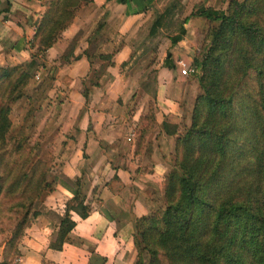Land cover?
<instances>
[{"label": "trees", "instance_id": "obj_1", "mask_svg": "<svg viewBox=\"0 0 264 264\" xmlns=\"http://www.w3.org/2000/svg\"><path fill=\"white\" fill-rule=\"evenodd\" d=\"M87 1L41 0L44 10L29 42L30 58L0 64V221L8 219L0 232L12 231L0 264L22 255L18 244L35 200L51 185L50 163L30 158L18 146L6 149L4 140L17 132L10 104L22 96L36 53L48 52ZM192 16L218 24L207 52L195 59L201 91L190 125L175 139L174 164L162 181L164 207L134 219L135 264H142V250L147 264H264V0H229L226 9L200 5L169 35L172 44L182 39ZM163 18L164 12L154 17L150 34L162 28ZM170 57L167 50L165 59ZM39 65L48 67L46 60ZM163 124L168 133L177 132L168 129L172 123ZM106 185L116 192L123 182L113 176ZM69 190L73 204L66 206L48 244L57 250L76 224L71 212L88 214L79 184Z\"/></svg>", "mask_w": 264, "mask_h": 264}, {"label": "rangeland", "instance_id": "obj_2", "mask_svg": "<svg viewBox=\"0 0 264 264\" xmlns=\"http://www.w3.org/2000/svg\"><path fill=\"white\" fill-rule=\"evenodd\" d=\"M228 3L229 0H149L147 6L150 9V22L158 13L164 12L162 28L151 36L140 34L134 37V46L126 67L129 70L136 66L137 82L134 81L132 85L131 101H122L125 92H120L118 101L125 105L120 108V112L114 119L108 120L109 129L95 132L97 136L91 133L90 137L86 135L87 132L75 129L76 115L67 103L61 105L57 101H45V92L52 76V63L46 54L51 52L36 53L37 63L27 67L31 77L23 89L22 96L10 104L11 127L17 132L4 140L6 149L18 146L29 153L30 158L43 159L50 163L47 180L51 185L39 199L35 200V208L30 213L29 223L18 244L22 254L33 250L27 237L49 236L51 239H42L48 240V244L55 238L56 225L60 216L68 204H73L72 193L65 189L64 184L75 187L77 183L80 197L91 216L84 220L78 213L72 211L76 224L64 240V248L62 245L64 252L59 253L60 259L56 260L49 255H43L41 264H95L99 254H113L112 249H105L109 239L102 236L103 232L107 230L112 232V229L105 228V223L99 230L94 225L88 224L92 223L91 218L106 221V223L113 218L121 220L116 198L105 202V196L101 193L106 177L112 168L115 169L118 166L127 170L122 173L126 182H131L132 176L139 179L140 187L141 182H148V185L146 183L142 185L141 193L134 192L151 206L147 214L164 207L161 185L164 175L172 169L174 164L175 139L190 125L193 102L201 91L200 67L196 66V69L189 74H183L181 69L186 65H195V59H201L205 55L211 45V34L218 21H210L202 16H192L184 23L186 33L181 40L172 44L169 35L179 30L184 16L192 9L200 5L226 9ZM167 50L171 51L170 61L165 59ZM44 60H48L46 69L39 65ZM167 63L173 67L165 66ZM164 66L165 71L168 70L167 85H165L166 75L162 70ZM91 72L93 76L96 75V71ZM62 90L66 91L64 88ZM86 93L84 90L83 94L86 95ZM107 104L110 106L109 100ZM74 112H76L75 109ZM169 114L171 115L169 118L174 117V121H168ZM163 121L175 125L168 129L175 128L177 132L169 134L168 137L161 136V133L165 134ZM6 158H11V155H6ZM154 158L161 161L160 167L164 170L158 189L153 188L155 185L147 180L149 177L145 178L147 176L145 173L156 165L153 162ZM88 171H91L90 175L98 174L91 185L85 176V172ZM130 184L132 186V182ZM103 201L106 205H102ZM102 206L115 208L112 218H108V213ZM117 211L118 215H116ZM136 217L130 220V223L132 222L130 228L125 230L127 232L122 238L134 237L133 222ZM7 222L8 219H2L0 224L6 225ZM40 226L44 231H41ZM118 226V223L115 224L114 229ZM85 232L101 239L100 249H95L96 240L93 237L83 236L82 233ZM11 233L10 229L0 232L2 254ZM112 243L113 249L116 248L117 243L115 241ZM86 257H88L87 262ZM114 257L119 258V255H115L114 252ZM122 257L127 261L128 253L126 252ZM122 257L121 260H123ZM134 257L132 264H135L137 260V250L134 252ZM19 258L20 256L14 259L12 264H18ZM147 260V254L142 250L141 263L147 264Z\"/></svg>", "mask_w": 264, "mask_h": 264}, {"label": "crops", "instance_id": "obj_3", "mask_svg": "<svg viewBox=\"0 0 264 264\" xmlns=\"http://www.w3.org/2000/svg\"><path fill=\"white\" fill-rule=\"evenodd\" d=\"M148 2L149 0H88L75 10L72 21L48 48V52H51L47 54V57L52 63V76L45 92V101H57L61 105L67 103L73 114L76 115L75 129L87 132L86 135L90 137L91 133L97 136L95 132L109 129L108 120L114 119L120 112V108L125 105L118 101L120 92H125L122 101H131L132 85L134 81L137 82L136 66L129 70L126 67L134 46V37L140 34H149L150 36L156 34V32L149 33L151 22ZM43 10L44 6L41 0H0V64H14L30 58L32 48L29 42L35 33ZM63 55L67 57H63ZM165 68V66L162 67V70L166 75L165 85H167L169 77L168 70L165 71ZM92 70L96 71L95 76H93ZM62 88L66 91H63ZM84 90L87 92L86 95L83 94ZM108 100L110 106L107 104ZM169 116L171 115L169 114L168 118L166 116L165 118L168 121H174V117L169 118ZM175 118H177L176 115ZM163 131L165 134L161 133V136L168 137L171 134L165 131V128ZM134 153L137 154V152ZM153 162L156 165L145 173L147 175L145 178L149 177L147 180L155 185L153 188L158 189L164 170L160 167L159 159H155ZM91 171L93 172V169ZM91 171L85 172L90 185L98 176L96 173L90 175ZM124 172H127L124 167L112 168L101 190L102 195L105 196V202L116 198L121 220L113 218L112 221H107V226L106 221L91 218L92 223L88 224L89 226L94 225L99 230L105 223V228L112 229V232L106 229L107 231L102 233V236L109 239L105 249H112L115 255H119V258L114 257V252L111 255L100 252L102 254H99L100 257L97 256L98 260L95 264H132L134 262L136 247L133 237L122 238V236L127 232L125 230L130 228L132 223L130 220L135 216L147 214L151 206L147 201L144 202L141 197L134 194L136 191L141 193L142 185L144 183L148 185V182H141L140 187L138 186L139 179L132 176L130 178L132 186H130L131 182H126L124 179V174H122ZM113 176H117L123 182L122 187L116 192L111 191L106 185V182ZM64 186L68 192H71L69 188L73 186L66 184ZM116 200L114 199L115 203ZM104 201L101 202L102 205H106ZM112 205L114 206V204ZM102 208L108 213V218H112L115 208L112 206H102ZM116 215H118V211ZM90 216L91 214L88 213L83 219H88ZM117 223L119 226L114 229ZM41 231H44L43 227H41ZM82 234L87 238L93 237L96 240L95 249H100V238L91 236L88 232ZM44 238L51 239L49 236L41 237L39 235L27 237L33 250L30 253L22 254L18 264H41L43 255H49L56 260L60 259L59 253H63V249L57 250L49 247L48 240H42ZM113 241L117 243L114 249ZM64 246L65 243L63 248ZM126 252L128 253L127 261L122 257ZM1 259L2 252L0 250ZM87 261L88 257H86Z\"/></svg>", "mask_w": 264, "mask_h": 264}, {"label": "built area", "instance_id": "obj_4", "mask_svg": "<svg viewBox=\"0 0 264 264\" xmlns=\"http://www.w3.org/2000/svg\"><path fill=\"white\" fill-rule=\"evenodd\" d=\"M194 70H195L194 65L193 66L186 65L183 69H181V72L183 74H189Z\"/></svg>", "mask_w": 264, "mask_h": 264}]
</instances>
